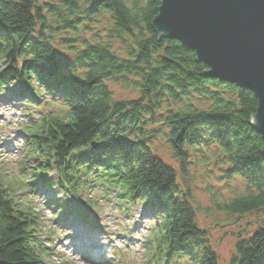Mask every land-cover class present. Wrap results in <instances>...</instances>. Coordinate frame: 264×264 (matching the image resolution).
<instances>
[{"label": "trees", "instance_id": "trees-1", "mask_svg": "<svg viewBox=\"0 0 264 264\" xmlns=\"http://www.w3.org/2000/svg\"><path fill=\"white\" fill-rule=\"evenodd\" d=\"M160 6L161 0H0V97L8 89L30 99L35 110L47 93L61 102L57 112L30 110L34 120L22 127L27 152L38 159L30 188H53L47 173L55 169L56 185L65 191L80 193L90 181L117 189L128 203L148 206L158 220L147 264L186 253L196 256V264H219L189 190L179 196L178 173L154 154L146 128L164 102L176 106L164 126L182 174L190 149L214 144L229 165L227 176L252 188L222 210L264 212V138L252 124L258 102L250 89L206 75L209 67L194 50L161 36L153 27ZM101 15L112 23L107 43L84 40L82 50L71 48L76 56L70 59L56 50L55 34L89 29ZM120 79L132 82L140 97L116 101L106 82ZM53 204L55 216L71 211L69 201ZM78 218L93 224L85 212L78 211ZM37 225L0 179V260L43 264L49 254L41 248ZM230 264H264V227L238 239Z\"/></svg>", "mask_w": 264, "mask_h": 264}, {"label": "rangeland", "instance_id": "rangeland-1", "mask_svg": "<svg viewBox=\"0 0 264 264\" xmlns=\"http://www.w3.org/2000/svg\"><path fill=\"white\" fill-rule=\"evenodd\" d=\"M45 1L39 0L40 4ZM110 28L112 23L109 16L101 15L89 29L81 26L77 32L66 30L55 34V48L67 58H74L76 53L72 49L82 50L84 40L107 43ZM68 38H72V41ZM110 44L116 51H122L117 40H110ZM106 83L116 101L140 97L132 82L120 79ZM7 90L0 97V179L9 187L13 199L29 208L34 216L41 248L49 254L42 263L91 264L87 255H79L77 261L72 260L77 251L73 247L76 242L68 239V234L75 232L80 235L84 233L82 239L85 244L93 245L90 253L95 257L101 252L99 260L103 261L102 264H147L149 256L153 255L148 250L149 240L158 220L154 211L145 204L139 201L128 203L122 199L119 190L107 189L91 181L81 188L80 193L65 191L56 185L59 179L55 169L47 173L55 185L53 188L28 186L29 174L38 159L27 152L28 136L22 127L34 120L35 116L30 112L35 110L34 103L24 97L12 96ZM41 101L40 108L35 110L38 115L60 109V100L49 93ZM176 108L167 102L162 104L155 122L149 123L146 128V139L154 154L176 169L179 196L189 190L191 197L188 200L196 210L197 223L207 232V243L216 253L218 263L230 264L238 239L251 236L258 228L264 227V212L230 215L222 210L224 203L248 194L252 188L238 176H227L229 165L221 149L214 144L190 149L187 174H182L180 159L175 155L168 139V128L164 126V119ZM54 201L71 202V211H66L63 216H55L57 206L53 204ZM78 211L85 212L93 224H85L79 219ZM180 255L182 257L176 256L169 261L154 260L151 264L197 263L194 255Z\"/></svg>", "mask_w": 264, "mask_h": 264}, {"label": "water", "instance_id": "water-1", "mask_svg": "<svg viewBox=\"0 0 264 264\" xmlns=\"http://www.w3.org/2000/svg\"><path fill=\"white\" fill-rule=\"evenodd\" d=\"M153 27L194 50L206 75L250 89L264 138V0H161Z\"/></svg>", "mask_w": 264, "mask_h": 264}, {"label": "bare ground", "instance_id": "bare-ground-1", "mask_svg": "<svg viewBox=\"0 0 264 264\" xmlns=\"http://www.w3.org/2000/svg\"><path fill=\"white\" fill-rule=\"evenodd\" d=\"M84 234V233H83ZM80 235V233H70L68 234V239L73 240L76 242L75 245H73V247L77 250L76 253H74V256L72 258L73 261H77L79 255H87L88 256V261L91 262V264H98V263H92V262H100L99 264H102V260H99V256L101 255V252H99V254L95 257L92 253H90L91 250V246H93L92 244H85V242L83 241V237L82 235ZM79 237L81 239H79Z\"/></svg>", "mask_w": 264, "mask_h": 264}]
</instances>
